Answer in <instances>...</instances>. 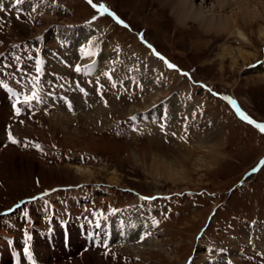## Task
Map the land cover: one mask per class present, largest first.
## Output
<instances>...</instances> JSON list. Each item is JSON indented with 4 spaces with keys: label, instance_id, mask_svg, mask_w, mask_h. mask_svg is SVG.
I'll use <instances>...</instances> for the list:
<instances>
[{
    "label": "rangeland",
    "instance_id": "1",
    "mask_svg": "<svg viewBox=\"0 0 264 264\" xmlns=\"http://www.w3.org/2000/svg\"><path fill=\"white\" fill-rule=\"evenodd\" d=\"M200 1L193 2L199 5ZM246 1L255 3L253 0L244 3ZM255 1H259L255 3V12L262 14L264 0ZM49 4L60 7L63 15L38 16L37 12L32 26L11 18L8 30L3 33L0 30L1 41L10 44L13 38L31 39L41 35L51 25L66 27L86 21L122 50L151 62L149 66L169 80L157 90L151 88L137 102L122 101L124 95L121 100H110L106 96L108 104L94 108L91 119L85 113L75 120L70 119L74 122L60 126L51 116L41 121V128L17 129L19 134L54 145L59 155L70 156V159L47 164L32 153H20L10 146L3 149L0 153V212L38 194L66 195V200L70 196L90 195L92 204L101 208L106 204L122 207L140 200L161 209L158 251L145 252L138 258L126 249L125 252L137 260L113 264H207L205 262L215 258L218 252L233 249L239 252L246 250V245L251 247L249 238L243 237L248 222L257 221L260 227L264 226V164L256 173L251 172L264 156V132L238 118L224 101L227 94H233L248 117L264 123V81L250 72L264 62V39L257 35L258 24L246 21L245 24L243 20L247 18L243 19L234 7L222 14L215 12L218 17L227 19L231 10L235 12L232 20H236L237 27L249 38L250 46L242 51L245 56L249 55L250 64L244 66L238 59V64L233 65L226 50L239 47L243 42L241 38L226 30L206 31L188 19L179 24L173 11L162 6L159 0H91V3L89 0H49ZM104 4L125 22L124 27L108 16ZM214 4V0H208L205 5L209 8ZM101 5L103 9L96 7ZM260 23L264 26V19ZM94 38L93 33L88 35V39ZM149 45L175 66L165 69L169 73L163 70L162 61L152 58L154 54ZM176 90L190 92L196 100L195 104L186 94L197 114L190 116L188 126L195 121L197 129L192 127L187 131L185 141L174 142L172 135L158 132L152 137L147 131L134 136L113 132L115 124L133 114L127 112L139 100L153 105ZM154 95L159 97L153 101ZM1 106L2 114L6 106ZM179 116L166 119L168 125L171 122L169 128L174 127L176 133H179L180 121L185 119ZM82 160L83 165L78 162ZM156 161L161 166L171 167L176 174L169 177L162 168H154ZM74 166L90 170L88 177L80 176ZM109 168L114 170L116 182L108 180L106 169ZM242 232L246 243L242 237L237 238ZM89 254L92 259L102 261L94 253Z\"/></svg>",
    "mask_w": 264,
    "mask_h": 264
},
{
    "label": "bare ground",
    "instance_id": "2",
    "mask_svg": "<svg viewBox=\"0 0 264 264\" xmlns=\"http://www.w3.org/2000/svg\"><path fill=\"white\" fill-rule=\"evenodd\" d=\"M34 1L35 0H26L25 2L29 3L32 6L39 3V1H36L35 3H34ZM193 1H195V0H159V2L162 4V6H164L165 8H168V10L170 9L173 11L175 18L178 21V23L180 22L181 24H183L188 19L190 21H194L200 28L205 29L206 31L211 30V31L215 32V31H218L219 29H221L223 31L224 30L229 31L228 33L234 37L241 38L243 40V42H241L239 44L240 46L237 48L231 47V48H228V50L225 49L226 54L230 56V60L232 61L231 63L233 65L238 64V59L241 60L242 63H244L243 64L244 66L249 65L250 64V62L248 61L249 55H248V57H247V55L245 56L243 54V51H242V49L244 47L248 48L250 46L249 38L246 36V34L244 32H242L237 27L236 20L235 21L232 20L234 17H236L234 14L235 12L233 13L231 10V13H230V16L228 19L224 16L222 17L221 15H219V17H218V15H216L215 12H217V13L219 12V14L220 13L222 14V12H224V10H226L227 8H233L234 7V9H236V10L238 9L241 12V16L243 17V19L247 18L246 20L245 19L243 20L244 23L246 21L247 23L248 22H250V23L255 22L258 24L257 25L258 26L257 27L258 28V31H257L258 34L257 35L259 38L264 39V26L260 23L264 19V12H262V14L259 13V11L255 12V10H257L256 9L257 7H255L256 6L255 3H258L259 1L257 0L258 2H256L255 0H253L255 3L252 4L251 2H247V1L244 3L245 0L244 1L243 0H214V3H215L214 6L212 5V7H209V8L207 7V5H205L208 0H201L200 4L197 2L199 5L194 4L195 2H193ZM260 2H262V1H260ZM5 3L7 4V6L11 7L14 3V0H12L11 3H8L5 0ZM2 4H3V0H0V5H2ZM231 24H232V29H231ZM70 34H76V37L78 38V40H80V38L83 37V41H82V47L83 48H85V46H87V48H91V50L94 48L97 50V47L99 45L100 40L99 39L97 40L96 36L92 40L88 39V35L92 34V32L90 31L89 28H87V27L73 28L72 30H68L64 33L61 32L59 36L62 38L68 39ZM82 34L87 35V37L83 36ZM102 49L103 48L101 47V51L99 53V61H97V69L93 71V75L95 77H99L102 74V67L105 66L104 63H105L106 59L108 58L109 50L102 51ZM82 56L84 58L90 59L93 57L92 51H89L87 53H83ZM115 61L118 62V63H116L117 68L121 69V71H120L121 73H119V74H122L123 78H126L127 76L129 77L130 75H132L129 79L130 83H132L138 79L147 80L149 82H154L153 84H155V85L153 86V88H155L157 90L160 87L164 86V84H165L164 82L166 80H169L166 78V76L164 78L160 77V74H158V72L154 68L152 71H150L148 69L147 64L143 63L142 60H139V61L144 66L143 69L133 67L129 63L131 61V58H129L128 56H126L124 54H120L118 56V59L116 58ZM139 61H137V62H139ZM155 63L157 64L156 66H158V62H155ZM250 72H253L255 74V76L258 77V79H260L261 81H264V62H263V65H260L259 67H256L253 70L251 69ZM172 78H173V76L171 77V79ZM157 86H159V87H157ZM157 97H159V95H154L152 97L153 101L158 99ZM172 98H174L175 100H173ZM172 98L170 101L172 108L170 107V111H168V118H170L169 120H171V118L176 119L177 116H179V113L177 111H179L181 114H183V118L185 116L184 115L185 112L187 113V115L189 117L191 115H197L195 113V107L186 98L185 99H179L180 97L175 98V96ZM149 103L146 104L144 99L139 100L137 105L131 106V108L128 110L127 114H132V113L137 112L139 110L138 106H140L141 108L151 106L152 104L151 103L149 104ZM153 104H155V103H153ZM195 104H196V102H195ZM0 107L2 108V106H0ZM5 110H6V107H5ZM91 111L92 110H90L86 113V117L89 119H91L93 117V116H91V113L93 111L92 112ZM83 113H85V112H83ZM146 117H150L151 119H154L155 114H154V116L147 115ZM52 118H54L53 121H55L57 123V125H60V126L66 125L67 122H70V123L74 122V121L70 120L72 118L67 117L63 113L58 114V115H53ZM161 119H162V117H161ZM72 120H74V119H72ZM159 120H160V118H159ZM169 123H171V122H169ZM153 164H155L154 168H159V167H160V169L162 168V170L167 175H169V177L171 176L172 173L176 172L175 170H172L171 167L161 166L160 163L157 161ZM101 165L105 166V168H107V164H105L104 161H101ZM73 169L77 173H79L80 176H84V177L85 176L88 177V175L90 173V170H88L87 168H81L79 166H74ZM106 170H107L108 175H109L108 180L116 182L114 170L110 169V168L106 169ZM142 214L146 215L144 213V211L140 209V207H136V208L133 207V208H129L125 211L120 212L119 218L117 220V222L121 225V227L124 229V231L120 232L117 235L116 245L121 244L122 238H124L127 233L131 234L132 238H134V239L129 245L124 246V249H128V250L134 252V254H136V256L138 258L142 257V254L145 252H148V253L155 252V251H158V249L161 247V244H160L161 242L159 243V240L157 237L159 230H157L155 232L153 231L151 235H147V233H148L147 228H146V230L144 229V223H142L138 218V216L141 217ZM148 226L151 227V225H148ZM141 235L143 236L144 239H143V241L138 242L137 238H140ZM37 245H38L40 259L43 260L44 264H52L51 261L49 260V256H50L51 252L48 250V248L46 246H42L40 241L37 242ZM117 247H121V246H117ZM89 253L90 252L84 253L82 258L76 261L77 262L76 264H105L104 262L99 261L97 259H92L90 257ZM207 264H228V263H225V260L223 258H220L214 263H207Z\"/></svg>",
    "mask_w": 264,
    "mask_h": 264
},
{
    "label": "snow or ice",
    "instance_id": "3",
    "mask_svg": "<svg viewBox=\"0 0 264 264\" xmlns=\"http://www.w3.org/2000/svg\"><path fill=\"white\" fill-rule=\"evenodd\" d=\"M89 2L91 3V0H89ZM100 7L103 8L104 6L101 5ZM105 11H106V9H105ZM118 22H121L122 23V21H118ZM149 47H151V45H149ZM154 54L157 55V56H159V53H154ZM160 58L161 59H164L163 57H160ZM37 63L39 64V61ZM165 63L167 64V66L169 68H174L175 67L174 65L168 63L167 61H165ZM79 70H80L79 67H77L76 71H79ZM39 71H40V68L37 67V72H39ZM33 100H37L38 101V96L36 95V93H33L30 97H26L24 102L25 103H29L30 101H33ZM17 112H19V109H17ZM237 112L240 114L241 118L244 119V120H246L248 123H250V124H254L255 123L254 121L250 120L247 116H245L243 113H240L239 112V109H237ZM255 126L261 132H264V124H256ZM10 139H11V137H10ZM12 142L15 143L14 140ZM261 164H264V161H261ZM253 171H256V169H253ZM25 251H27V249H25Z\"/></svg>",
    "mask_w": 264,
    "mask_h": 264
},
{
    "label": "crops",
    "instance_id": "4",
    "mask_svg": "<svg viewBox=\"0 0 264 264\" xmlns=\"http://www.w3.org/2000/svg\"><path fill=\"white\" fill-rule=\"evenodd\" d=\"M12 148V147H11Z\"/></svg>",
    "mask_w": 264,
    "mask_h": 264
}]
</instances>
